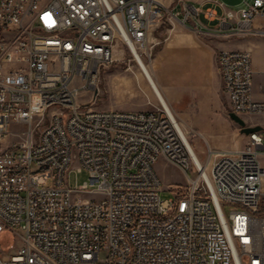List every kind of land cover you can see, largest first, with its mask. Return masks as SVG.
I'll return each mask as SVG.
<instances>
[{"label":"built area","instance_id":"2783aa9c","mask_svg":"<svg viewBox=\"0 0 264 264\" xmlns=\"http://www.w3.org/2000/svg\"><path fill=\"white\" fill-rule=\"evenodd\" d=\"M172 19L202 37H264V0H0V264H264V121L199 164L159 97L93 106L118 43L143 56ZM218 69L229 112L264 115L252 52L221 49ZM160 157L187 174L184 192L161 196Z\"/></svg>","mask_w":264,"mask_h":264},{"label":"rangeland","instance_id":"374dc122","mask_svg":"<svg viewBox=\"0 0 264 264\" xmlns=\"http://www.w3.org/2000/svg\"><path fill=\"white\" fill-rule=\"evenodd\" d=\"M163 1L167 6L173 7L179 0ZM217 1L223 2L227 7L237 8L241 5L243 0ZM187 2L200 5L202 2L206 1L187 0ZM179 8L182 9L181 3L177 6V9ZM218 8L220 10V7ZM163 17H166V12ZM204 39L215 49L213 77L216 80L213 91L208 97V103L205 109L206 112H204L205 116H203L204 118H179L175 114L176 119L182 126L190 143L196 149L199 158L203 162L208 159L209 144L212 148L226 147L230 145L231 141L235 142V139H232V132H237L240 136L243 134L240 131V126L228 115L227 97L219 90L221 86V77L218 69V55L223 47V43L226 42L227 46L231 49H238L241 48L239 47V42H248V45L251 47L250 51L252 52L256 69L254 78L255 92L259 93L261 91L260 85L264 87V37L245 36L231 39L205 37ZM164 43L165 37L158 36L157 39L149 43L146 53L142 56L152 73L155 60H159V51L162 49ZM142 73L143 71L139 63L135 60L132 52L120 41L115 47L114 62L103 67L100 71L96 85L98 93L97 102L93 106L100 110L135 109L134 104L140 102L142 99L144 102L147 100L145 91L150 93V88L147 86L146 80L141 77ZM131 92L133 94H131ZM91 94L93 95V93H83L79 98V102H86ZM261 98H264V95H262ZM246 121L247 123L264 121V115L249 117L246 118ZM209 131L215 135L213 138L209 136ZM244 145V143H241L238 149L243 148ZM212 151V158H214L215 151ZM261 152L260 157L264 165V150H261ZM155 170L162 182L161 196L163 198H170L173 196L175 194L173 189L174 191L176 190V192H184L187 189V174L179 166L166 158L160 157L158 159L155 164ZM190 175L194 176L195 174L194 172H190ZM88 180L89 173L86 170L73 172L70 176V181L73 185L81 184ZM101 258L104 259V254H101Z\"/></svg>","mask_w":264,"mask_h":264},{"label":"crops","instance_id":"0c3cea01","mask_svg":"<svg viewBox=\"0 0 264 264\" xmlns=\"http://www.w3.org/2000/svg\"><path fill=\"white\" fill-rule=\"evenodd\" d=\"M205 1L212 2V0ZM158 36L165 37V43L159 51V60H155L153 75L170 108L179 118H204L208 97L216 81L213 77L215 49L206 42L205 37L177 19H172V22L165 21L155 28L149 36L150 42ZM238 44L241 47L238 49L250 50L251 48L246 41ZM222 45L221 49H231L226 42ZM141 77L146 80L150 93L145 91L147 100L144 102L142 99L137 102L134 108L150 110L159 104V98L143 73ZM220 77L219 90L226 95L221 74ZM208 134L212 138L215 136L211 131ZM231 135L235 142L231 141L229 146L212 148L209 144V148L215 151L214 157L221 151L236 150L241 143L246 144L248 141L244 133L240 136L237 132H232Z\"/></svg>","mask_w":264,"mask_h":264},{"label":"bare ground","instance_id":"6f19581e","mask_svg":"<svg viewBox=\"0 0 264 264\" xmlns=\"http://www.w3.org/2000/svg\"><path fill=\"white\" fill-rule=\"evenodd\" d=\"M166 10H158V17H163L164 14H165ZM133 54H134V58L135 60L139 63L145 77L147 78V80L149 81L150 80V84H152V88L153 90L155 91L156 93V96H158L162 101L163 103L165 104V106H167V108L170 110V112L172 113L175 121L177 122L178 124V127L180 129V131L182 132L184 138L186 139V141L188 142L190 148L192 149V152L194 154V156L196 157V160L198 161L199 164H202L201 160L199 159L198 155L196 154L192 144L190 143L186 133L184 132L182 126L180 125V123L178 122V120L176 119V116L175 114L173 113L172 109L170 108L167 100L165 99L162 91H161V88L159 87L158 83L156 82L155 78H154V75L152 73V71L150 70V68L148 67V65L146 64V62L144 61L143 57L141 56V54L139 53V51L135 48V46L133 45ZM148 76V77H147ZM149 78V79H148Z\"/></svg>","mask_w":264,"mask_h":264},{"label":"water","instance_id":"95a60500","mask_svg":"<svg viewBox=\"0 0 264 264\" xmlns=\"http://www.w3.org/2000/svg\"><path fill=\"white\" fill-rule=\"evenodd\" d=\"M229 116L233 121H235L240 126V131L246 135H249L251 132H254V131L262 130V126L248 125L247 121L243 117L239 116L238 114L234 112H229Z\"/></svg>","mask_w":264,"mask_h":264}]
</instances>
